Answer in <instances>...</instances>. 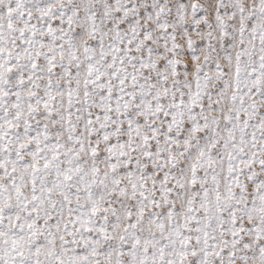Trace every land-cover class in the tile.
<instances>
[{
	"label": "snow or ice",
	"instance_id": "6c2138e0",
	"mask_svg": "<svg viewBox=\"0 0 264 264\" xmlns=\"http://www.w3.org/2000/svg\"><path fill=\"white\" fill-rule=\"evenodd\" d=\"M0 264H264V0H0Z\"/></svg>",
	"mask_w": 264,
	"mask_h": 264
}]
</instances>
